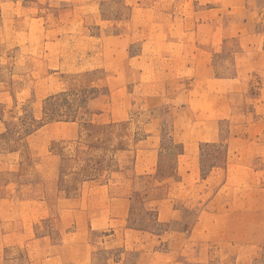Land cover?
<instances>
[{
    "label": "rangeland",
    "instance_id": "1",
    "mask_svg": "<svg viewBox=\"0 0 264 264\" xmlns=\"http://www.w3.org/2000/svg\"><path fill=\"white\" fill-rule=\"evenodd\" d=\"M60 250L264 264V0H0V264Z\"/></svg>",
    "mask_w": 264,
    "mask_h": 264
},
{
    "label": "crops",
    "instance_id": "2",
    "mask_svg": "<svg viewBox=\"0 0 264 264\" xmlns=\"http://www.w3.org/2000/svg\"><path fill=\"white\" fill-rule=\"evenodd\" d=\"M117 199L119 201L123 200V198H117ZM82 246H84V245H82ZM85 251L86 252L83 254L77 253L75 255H68L64 252V250H60L58 258L63 264H84L88 261V258H89V254L87 253V250H85Z\"/></svg>",
    "mask_w": 264,
    "mask_h": 264
}]
</instances>
